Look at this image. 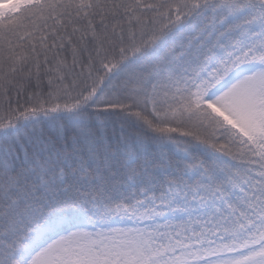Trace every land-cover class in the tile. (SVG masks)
Segmentation results:
<instances>
[{
    "label": "snow or ice",
    "instance_id": "obj_1",
    "mask_svg": "<svg viewBox=\"0 0 264 264\" xmlns=\"http://www.w3.org/2000/svg\"><path fill=\"white\" fill-rule=\"evenodd\" d=\"M0 264H264V0H0Z\"/></svg>",
    "mask_w": 264,
    "mask_h": 264
}]
</instances>
